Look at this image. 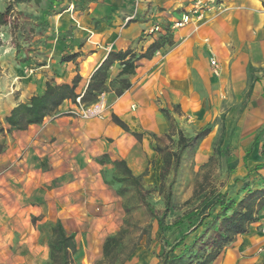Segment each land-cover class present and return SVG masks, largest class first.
<instances>
[{"label":"rangeland","instance_id":"rangeland-1","mask_svg":"<svg viewBox=\"0 0 264 264\" xmlns=\"http://www.w3.org/2000/svg\"><path fill=\"white\" fill-rule=\"evenodd\" d=\"M90 1L42 0L38 4L34 1L15 4L10 24L2 28L5 48L0 58V202L12 201L11 209H17V214L23 209L17 204L23 203L26 192L23 183L29 177L24 167L28 149L23 147V131L11 129L5 119L13 106L11 100L21 95L16 87L21 85L19 89L23 91V62L27 57L33 58L29 53L41 32L38 25L46 24L44 29L50 28L49 23L43 22V13L55 16L69 10L70 15L75 16V27L78 28L77 21L85 14ZM172 1L175 3L169 7L172 11L168 17L140 37H155L156 41L161 36H170L174 44L164 46L155 55L164 59L171 53L184 51L190 59L185 103H161L160 110H167L171 117V120L167 119V135L157 137L150 131L143 134L149 141V149L156 155L149 160L147 170L158 168L161 182L149 185L141 181L143 192L139 193L125 169L115 165L122 161L117 153L110 152L94 159L105 165L101 175L104 188L99 189L93 184L105 198L89 203L88 196L81 195L76 199L78 210L69 214L67 221L60 220L76 236L78 264L102 261L105 240L121 230L127 232L126 249L115 264H173V259L191 250H199L204 239L210 246L208 239L215 234L214 228L220 218L231 213L227 208H234L251 190L264 189V108L261 107L260 95L264 88V47L261 48L264 35H258L264 27V0ZM133 2L135 7L127 23L137 16L140 0ZM8 4V0H0V10L4 11ZM186 30V36H178ZM85 31L87 41L95 38V31ZM57 36L64 47L63 57L71 55L72 29L60 31ZM194 37L197 42L194 40L193 44ZM206 40L215 47L213 51L205 48ZM139 42L125 51L142 54L145 44ZM107 50L118 52L112 51V46H107ZM212 59L217 61V67L211 63ZM120 70L119 63H114L107 70V92L101 93L94 101H81L88 108L101 98L105 99V111L98 118L101 121L110 119L115 123L114 105L118 99L115 91L120 87L117 82ZM233 70L245 72L248 76L244 81L236 79L234 82L230 78ZM27 73L34 75L35 67H29ZM48 82L52 83L51 80ZM67 114L75 115L72 110ZM75 116L82 118L80 114ZM207 125L211 127V133L191 146L189 139ZM181 133L187 139L183 146L179 144ZM107 142L113 144L115 138L109 136ZM175 153L181 155L178 168L174 166L175 157L172 155ZM164 156L171 158L170 167H165ZM40 159L34 156L30 159L28 169L32 174L29 181L41 183L46 194L44 199L58 197V193H53L51 198L50 191L58 189L57 192H64L62 186L67 181H83L88 176L70 173L64 179L50 181L52 174H46L47 163ZM78 163L77 160L75 165ZM80 163L84 165L82 160ZM162 172L165 173L164 181ZM199 183H204L206 188L195 197ZM168 195L171 208L166 212ZM219 195L225 196L220 198ZM217 200L225 202L226 207L210 209ZM57 222L45 221L44 216H32L31 224L39 237L29 238L23 253H18L17 248L15 250L19 237L14 231V227L23 228V221L7 222L9 226L5 230L0 222V264H52L50 245L52 229ZM253 233L256 239L251 242L245 236ZM261 238L264 240V207L259 221L252 224L246 234L238 235L236 242L225 247L211 264H264V242L259 241ZM188 261L189 258L184 264Z\"/></svg>","mask_w":264,"mask_h":264},{"label":"crops","instance_id":"crops-1","mask_svg":"<svg viewBox=\"0 0 264 264\" xmlns=\"http://www.w3.org/2000/svg\"><path fill=\"white\" fill-rule=\"evenodd\" d=\"M174 3L172 0H140L135 20L127 23L135 7L133 0H91L85 14L79 18L80 21L76 20L79 23L78 28L75 27V16L70 15L69 10L55 16L43 13V22L49 23L50 28L44 29L46 24L38 25L41 32L33 41L29 53L33 58L27 57L26 62H23V91L19 89L21 85L16 87L21 95L11 100L13 106L8 111L9 115L18 104L28 103L33 96L42 94L49 80L54 84H72L75 77L80 75L82 79L76 92L84 93L91 78L110 54L107 46H112V51L120 52L132 49L140 41L141 45L145 44L146 50L155 41V37L141 39V35L148 33L157 22L165 20L172 11L169 7H173ZM71 29L73 35L71 54L79 56L72 61H63L64 47L57 33ZM85 29L95 31V38L87 41ZM186 33L187 30L178 36H186ZM258 35H264V27ZM194 40L197 42L196 37L192 40L193 44ZM204 44L205 48L211 51L215 48L210 41L206 40ZM262 46L264 47L261 45V48ZM4 48L3 46L0 50V58ZM262 55L264 56V52ZM188 59L187 53L180 51L173 55L171 53L164 59L155 55L151 59H142L139 62L136 75L129 78L132 87L118 97L114 105V113L129 127L130 132H126L110 119L84 120L75 115H68L70 110L78 111L79 106L73 100H66L42 123L32 125L23 131V147L28 149L25 158L27 164L24 167L25 173L30 177L27 176V181L23 183V190L26 191L23 203L17 204L23 206V209L17 214V209H11L12 201L0 202V222L3 223L4 230L9 226L7 222L23 221V228L14 227L19 237L15 245L18 253H23V247H26L29 238L39 237L38 231L31 224L32 216H44L45 221H67L69 214L78 210L76 199L81 198V195H87L89 203L105 198L95 189V186L99 189L105 186L101 176L105 165L93 161L104 154L117 153L120 160L127 163L134 176L142 177L143 184L157 185L161 182L158 168L147 170L149 160L156 155L149 149V141L143 134L150 131L157 137L167 135L169 125L160 110L161 103H185ZM31 66L35 67V74L30 76L27 70ZM119 67L122 68L120 63ZM247 76L245 72L233 70L230 78L234 82L236 79L244 81ZM260 95L261 107L264 108V88ZM136 108L138 112H135ZM134 133L141 135V140ZM109 136L115 138L113 144L107 142ZM33 156L47 163L46 174H52L50 181L64 179L70 173H85L88 176L83 181L72 183L67 181L62 186L64 192L59 193L58 189L50 191L51 198L57 193L58 197L44 199L43 196L46 194L44 195L41 183L36 180L29 181L32 172L28 169V163ZM77 160L80 166L75 165ZM98 175L101 178H98ZM2 206L4 208H1ZM245 237L251 242L256 239L254 233ZM259 241L264 242L262 238ZM235 242L236 240L232 243ZM35 248H38V245Z\"/></svg>","mask_w":264,"mask_h":264},{"label":"trees","instance_id":"trees-1","mask_svg":"<svg viewBox=\"0 0 264 264\" xmlns=\"http://www.w3.org/2000/svg\"><path fill=\"white\" fill-rule=\"evenodd\" d=\"M9 4L7 8L0 10V50L4 46V42L1 38V31L3 27L10 24V17L14 11L15 4L27 3L34 1L35 3H41L42 0H8ZM174 41L170 36H161L158 40L154 41L142 54H137L132 50L120 51L110 53L107 60L101 65L97 72L93 75L89 86L82 96V101H94L99 97L101 93L107 92V84L109 77L107 70L116 62H119L122 66L117 76V82L120 85L116 89L115 93L117 97H121L126 91L132 87V76H135L139 67V62L142 59H151L160 49L166 45H173ZM79 55L71 54L67 57H63V61L75 60ZM82 77L78 75L72 84H54L48 82L46 89L42 94L33 96L28 103L18 104L6 117V124L14 130L25 131L30 126L42 123L45 118L52 115L59 106L66 100L76 101L80 96L76 90L81 82ZM162 113L168 120H171L169 112L162 110ZM113 121L116 125L121 127L126 132H130L129 127L121 121L116 115L113 116ZM211 133V127H203L195 137L189 139L190 145L194 146L196 143L206 138ZM137 138H141V135L135 134ZM186 137L183 133L180 134L179 144L183 146L186 141ZM175 157V168L179 167L181 162V155L175 153L172 155ZM165 167H170L171 158L163 157ZM213 160V158H211ZM115 165L122 166L128 178L137 187L138 192H143L142 177H136L133 175L127 163L125 161H119ZM165 173L162 172L161 179L164 181ZM128 179V180H129ZM204 183L197 184L194 196H198L199 193L205 190ZM249 185L246 186V189ZM225 195H219L223 198ZM217 206L226 207L225 202L221 200L215 201L210 209ZM264 207V189L251 190L240 201L235 204L234 208L228 207L231 210L230 214H224L217 226H215V234L209 237L211 245H206V240H202L199 250H191L189 253H185L183 256L173 259V264H184L186 259H190L187 264H211L221 254L223 249L234 242L238 235H244L248 232L249 227L259 221V214ZM171 208V197H166V212ZM189 213L188 218L191 217ZM210 215L208 214L207 217ZM126 235L127 232L121 230L114 236L108 237L103 245V259L96 264H115L119 258L124 254L126 249ZM206 246V247H205ZM51 249V261L52 264H78L77 255L79 253V245L74 233L69 232L64 226L62 221H58L52 229V241L50 245ZM203 250V251H202Z\"/></svg>","mask_w":264,"mask_h":264},{"label":"built area","instance_id":"built-area-1","mask_svg":"<svg viewBox=\"0 0 264 264\" xmlns=\"http://www.w3.org/2000/svg\"><path fill=\"white\" fill-rule=\"evenodd\" d=\"M77 24L79 25V23L77 22ZM211 63L217 67V61L215 59L211 60ZM82 96H79L77 98V104L79 106V111H73V114L78 115L80 114L82 116V118L84 119H93V118H101L103 116V113L105 111L106 108V103H105V99H100V101H98L96 104L85 108L82 103L81 100Z\"/></svg>","mask_w":264,"mask_h":264}]
</instances>
